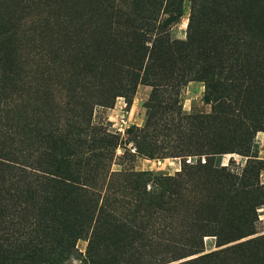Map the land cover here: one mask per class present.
<instances>
[{
  "label": "rangeland",
  "instance_id": "1",
  "mask_svg": "<svg viewBox=\"0 0 264 264\" xmlns=\"http://www.w3.org/2000/svg\"><path fill=\"white\" fill-rule=\"evenodd\" d=\"M3 251L264 264V0H0Z\"/></svg>",
  "mask_w": 264,
  "mask_h": 264
},
{
  "label": "trees",
  "instance_id": "2",
  "mask_svg": "<svg viewBox=\"0 0 264 264\" xmlns=\"http://www.w3.org/2000/svg\"><path fill=\"white\" fill-rule=\"evenodd\" d=\"M10 255L11 254L10 253L8 254L7 251H3V253L1 254L2 258H1L0 264H11ZM12 260H15V259L13 258ZM12 264H14L13 261H12Z\"/></svg>",
  "mask_w": 264,
  "mask_h": 264
},
{
  "label": "built area",
  "instance_id": "3",
  "mask_svg": "<svg viewBox=\"0 0 264 264\" xmlns=\"http://www.w3.org/2000/svg\"><path fill=\"white\" fill-rule=\"evenodd\" d=\"M203 161H205V160H203Z\"/></svg>",
  "mask_w": 264,
  "mask_h": 264
}]
</instances>
